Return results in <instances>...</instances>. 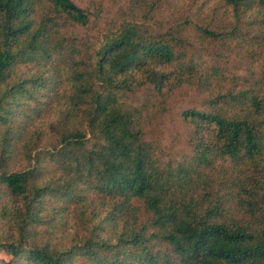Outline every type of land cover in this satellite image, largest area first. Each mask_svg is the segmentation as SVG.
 <instances>
[{"label":"trees","instance_id":"obj_1","mask_svg":"<svg viewBox=\"0 0 264 264\" xmlns=\"http://www.w3.org/2000/svg\"><path fill=\"white\" fill-rule=\"evenodd\" d=\"M129 2L94 46L73 0H0V264H264V0ZM221 40L260 73L207 64ZM136 74L139 105L120 99ZM48 83L58 112L25 130L17 99ZM186 88L190 150L165 153L157 125Z\"/></svg>","mask_w":264,"mask_h":264},{"label":"rangeland","instance_id":"obj_2","mask_svg":"<svg viewBox=\"0 0 264 264\" xmlns=\"http://www.w3.org/2000/svg\"><path fill=\"white\" fill-rule=\"evenodd\" d=\"M80 7L87 9L89 13V22L85 25L74 24L73 30L81 38L90 42L94 46L99 43L103 33L112 24L118 15L123 11H127L129 0H73ZM214 0H212V3ZM135 9V6L132 7ZM177 9V7H176ZM194 10L185 9V13H194ZM181 12V9H177ZM160 12L164 19L171 23L176 18L175 9L172 6L162 3ZM40 8L37 10L39 17ZM207 64H218L231 76L238 78L248 77L252 72L260 73L263 63L261 60L249 59L242 55L240 50L227 41L221 40L214 43L212 51L204 56ZM32 66L19 65L18 71L28 74ZM33 71V70H32ZM49 75V74H45ZM143 77L136 74L133 80V90L123 91L120 94L122 101L129 102L134 105L144 103L150 96L149 83H145ZM64 90V89H63ZM58 90L53 88L51 83L46 85L42 92L27 96L22 95L17 99V125L25 130H38L46 132L48 123L58 112L59 105L56 103V95ZM169 100L166 111L164 112L161 122L157 125L160 131L161 148L165 153H174L175 151L190 150V130L191 126L186 119L183 118L182 112L192 105L195 92L190 89H177L168 94ZM158 96H153V98ZM159 98V97H158ZM20 151V144H18ZM104 216V215H103ZM0 258L7 260L9 256L0 253ZM22 264H28L22 262Z\"/></svg>","mask_w":264,"mask_h":264}]
</instances>
